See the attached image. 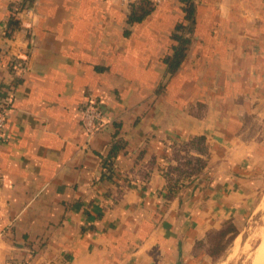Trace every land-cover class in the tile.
I'll return each instance as SVG.
<instances>
[{"label": "crops", "instance_id": "obj_1", "mask_svg": "<svg viewBox=\"0 0 264 264\" xmlns=\"http://www.w3.org/2000/svg\"><path fill=\"white\" fill-rule=\"evenodd\" d=\"M190 2L171 68L183 0L132 21L103 0H0V264L223 261L264 196V0ZM87 103L105 122L90 138ZM184 157L203 167L174 181Z\"/></svg>", "mask_w": 264, "mask_h": 264}, {"label": "trees", "instance_id": "obj_2", "mask_svg": "<svg viewBox=\"0 0 264 264\" xmlns=\"http://www.w3.org/2000/svg\"><path fill=\"white\" fill-rule=\"evenodd\" d=\"M183 3L185 4V8H184L185 15H183L182 20L179 22V24L177 26V29H178L177 32L183 33L185 35V37L182 38V40L179 43V46L177 47V49H175V53H174L175 55L171 59L166 60V63L171 68L176 67L178 65V63L182 60L184 53H185V50H186V46L189 42L188 37H189L191 30H192V26L187 24L188 22H190V24H191L192 4H191L190 0H183ZM152 9H153V6L148 1L138 0L129 6V9H128V10H130L129 11L130 12L129 19L131 21L135 20V19H140V18L144 17L145 15H147L148 13H150L152 11ZM14 13H15V11L12 12L13 15H14ZM12 14H11V19L9 20V25L12 28H14L15 26H17L18 21L13 18ZM199 141H200V139H199ZM192 146L196 147L198 150H200V145L192 144V142H191V143H186V144L182 145L180 147L179 151H186V150H188L189 147H192ZM181 164H182L181 167H178L175 169L173 168V170H171L173 175H175L174 181L175 180L178 181V179H180V177H191L194 174H197L200 171V169L203 167L202 162L200 160H195V159H190V158L188 159L185 157L181 161ZM102 165L105 168L111 167L112 166L111 157H106L105 160H103ZM225 234H226V230H223V231H221L215 235V241L216 242L212 248L211 254L216 255L217 250L223 249L221 247H224L226 245V242L224 245L220 244L221 241L224 239ZM231 238L232 237H230V239Z\"/></svg>", "mask_w": 264, "mask_h": 264}, {"label": "built area", "instance_id": "obj_3", "mask_svg": "<svg viewBox=\"0 0 264 264\" xmlns=\"http://www.w3.org/2000/svg\"><path fill=\"white\" fill-rule=\"evenodd\" d=\"M106 3H113L116 4L126 10L129 9V6L138 0H103ZM151 3L154 7L160 5L161 3L165 2L166 0H144ZM30 25L25 26V28H30ZM11 69L13 70V74L18 76L22 74L27 69V58H21L19 56L11 59ZM5 91V90H4ZM11 98L12 95L10 91L3 92L0 86V142L7 141V135L5 134V125L6 120L9 116L11 111ZM78 117L79 123L83 130V133L87 138L92 137L95 133L103 128L105 125L104 123V116L102 111L98 106L93 103H87L81 106L78 109ZM3 181V176L0 173V184Z\"/></svg>", "mask_w": 264, "mask_h": 264}, {"label": "rangeland", "instance_id": "obj_4", "mask_svg": "<svg viewBox=\"0 0 264 264\" xmlns=\"http://www.w3.org/2000/svg\"><path fill=\"white\" fill-rule=\"evenodd\" d=\"M264 237V196L257 207V212L247 223L244 231L237 238L220 264H252L255 251Z\"/></svg>", "mask_w": 264, "mask_h": 264}, {"label": "bare ground", "instance_id": "obj_5", "mask_svg": "<svg viewBox=\"0 0 264 264\" xmlns=\"http://www.w3.org/2000/svg\"><path fill=\"white\" fill-rule=\"evenodd\" d=\"M252 264H264V237L261 238V241L255 251Z\"/></svg>", "mask_w": 264, "mask_h": 264}]
</instances>
